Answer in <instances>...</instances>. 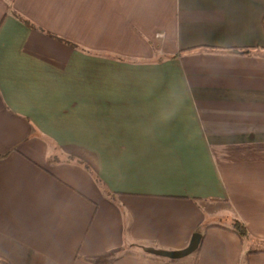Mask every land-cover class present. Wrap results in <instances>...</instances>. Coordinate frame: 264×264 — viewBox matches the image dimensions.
<instances>
[{
    "label": "crops",
    "instance_id": "obj_1",
    "mask_svg": "<svg viewBox=\"0 0 264 264\" xmlns=\"http://www.w3.org/2000/svg\"><path fill=\"white\" fill-rule=\"evenodd\" d=\"M4 261L264 264V0H0Z\"/></svg>",
    "mask_w": 264,
    "mask_h": 264
},
{
    "label": "water",
    "instance_id": "obj_2",
    "mask_svg": "<svg viewBox=\"0 0 264 264\" xmlns=\"http://www.w3.org/2000/svg\"><path fill=\"white\" fill-rule=\"evenodd\" d=\"M201 240H202V233L195 232L192 236L190 244L186 248L179 250L158 249V250H154L153 252L154 254L162 257H167L170 259H180L196 251L201 244Z\"/></svg>",
    "mask_w": 264,
    "mask_h": 264
},
{
    "label": "trees",
    "instance_id": "obj_3",
    "mask_svg": "<svg viewBox=\"0 0 264 264\" xmlns=\"http://www.w3.org/2000/svg\"><path fill=\"white\" fill-rule=\"evenodd\" d=\"M232 49L234 51H245L243 48H232ZM230 229L241 237H245L248 235L247 227L239 220H235ZM138 245H141V244H138ZM4 264H8V263L4 261Z\"/></svg>",
    "mask_w": 264,
    "mask_h": 264
},
{
    "label": "rangeland",
    "instance_id": "obj_4",
    "mask_svg": "<svg viewBox=\"0 0 264 264\" xmlns=\"http://www.w3.org/2000/svg\"><path fill=\"white\" fill-rule=\"evenodd\" d=\"M234 220H235V219H233V221H234ZM210 223H212L211 220H210L207 224H210Z\"/></svg>",
    "mask_w": 264,
    "mask_h": 264
}]
</instances>
